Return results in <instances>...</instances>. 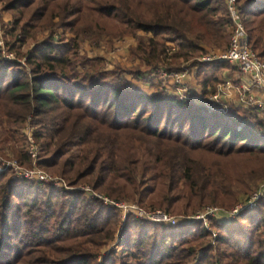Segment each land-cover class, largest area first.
I'll list each match as a JSON object with an SVG mask.
<instances>
[{
	"label": "trees",
	"instance_id": "1",
	"mask_svg": "<svg viewBox=\"0 0 264 264\" xmlns=\"http://www.w3.org/2000/svg\"><path fill=\"white\" fill-rule=\"evenodd\" d=\"M236 3L247 44L264 61V0ZM0 4L13 15L6 47L26 64L0 58V161L9 149L19 165L32 167L27 150L19 149L20 130L31 117L38 125L39 169L69 187L89 184L142 208L174 214L206 205L230 209L264 179L258 109H220L205 101L216 93L221 72L231 69L199 61L212 47L227 49L231 19L225 0ZM113 23L119 27L115 34L107 31ZM54 27L94 44L103 36L141 33L131 49L144 67L133 71L136 79L190 63L203 101L180 100L160 84L153 94L129 89L119 72L102 71L99 58L80 57L77 40L56 44ZM45 30L49 35L20 55ZM168 42L176 47L172 54ZM209 221L210 230L204 223L169 228L128 215L116 249L98 262L100 249L119 230L115 209L80 192L15 179L10 170L0 173V264H187L196 257L197 264H264V198L230 224Z\"/></svg>",
	"mask_w": 264,
	"mask_h": 264
},
{
	"label": "built area",
	"instance_id": "2",
	"mask_svg": "<svg viewBox=\"0 0 264 264\" xmlns=\"http://www.w3.org/2000/svg\"><path fill=\"white\" fill-rule=\"evenodd\" d=\"M227 10L231 19V30L228 47L226 50L219 53L207 54L205 57L199 59L202 63L212 61L224 62L237 70L238 82L233 84L230 80L225 79L219 85L215 94L208 97L207 102L213 107L226 109L228 103L237 104L243 108L254 107L258 112L264 115V99H257L251 96L252 91H259L264 93V61L259 59L256 53L247 44V35L244 25L241 21L240 9L237 6L236 0H225ZM2 16L0 12V58L17 62L22 66H26L25 58L18 59L16 54L9 51L5 44V33L2 26ZM168 54L176 51L173 43L168 42ZM188 76L186 69L181 71H168L163 67L158 68L155 72L151 73L149 77L156 78L163 91L167 94L177 97L180 100H193L196 103L202 102L203 97L201 94L197 96L192 95L185 80ZM31 130L28 125L25 128L26 135V150L31 158L32 167L24 168L19 165L15 160H1L0 173L10 170L15 179L21 181H29L32 183L49 185L58 189H65L66 191L74 190L68 187L67 183L58 177H53L46 174L44 171L37 167V159L39 150L37 144L32 139ZM76 190V189H75ZM84 192H91L90 189H82ZM93 197L102 201L108 207L116 208L122 216L124 221L128 215H133L141 221L151 224L163 225L165 227L173 228L180 225H189L193 223H204L208 228V222L211 218H215L220 213H229V219H233L242 211L247 209H254L258 202L264 198V184L258 191L250 195L242 205H238L231 212L215 207H206L198 211L195 215L185 217L171 216L162 211H146L136 204H126L122 202H113L105 197H100L93 194Z\"/></svg>",
	"mask_w": 264,
	"mask_h": 264
},
{
	"label": "rangeland",
	"instance_id": "3",
	"mask_svg": "<svg viewBox=\"0 0 264 264\" xmlns=\"http://www.w3.org/2000/svg\"><path fill=\"white\" fill-rule=\"evenodd\" d=\"M0 12H1V16H2V20H1L2 23L1 24L3 26L4 33L6 34V31L10 28V25L13 21V15L9 12H4L2 10L1 4H0ZM117 30H119V27L116 23H113L112 25L107 24V31L113 32V34H115ZM51 31H53V36H54L53 41L56 44L59 43L61 38L66 39L65 41H67V39L77 40V43L79 44V55H80V57L84 56V57H88V58H99L102 61V65H103L102 71L105 73H111L112 71L113 72H115V71L119 72V75H118L119 80L121 82H124V84L129 89L139 88V89L143 90L144 92H146L147 94H153L157 85L160 84L156 78L153 79V78L149 77V75H143V77H141V79H136L135 74H133V71H135L136 68H139V67H141V69L144 68L143 65H141V63L137 59H134L131 57V49L135 48L137 46V42H138L137 37L141 36L142 35L141 33L126 35V36H120V37L115 36L112 38L105 37L102 35L103 37L101 39H99L97 43L94 44V43H91L89 38L85 37L84 35L80 36L79 38H76V36L74 34L70 33L69 31L64 32L61 28H58V27H54L53 30H51ZM49 33H50L49 30H45L43 32H40L34 41H28L22 48H20V55L27 54L36 44L43 41L49 35ZM6 41L10 42L7 34L5 37V42ZM227 47H228V45H227ZM17 48H18V46H17ZM221 51H223V50L220 48L218 49L216 47H212V48L208 49L207 54H212V53L216 54V53H219ZM205 56H203V57H205ZM18 59H21V58H18ZM9 62H11V61H9ZM189 65H190V63H186L185 65L182 66V69L184 68L187 70V72L188 71L192 72V70H194L195 67H192L191 65L190 66ZM227 65H228V68L235 69L231 65H229V64H227ZM21 67L25 68V66H22V65H21ZM26 70H28V67ZM235 71L237 72L236 69H235ZM222 73L223 72H221V75H220L221 83L219 85H221L224 82V80L227 79V77H222ZM223 78H225V79H223ZM159 88L162 89L161 85H159ZM163 92L166 93L165 91H163ZM168 95H170V94H168ZM208 97L206 99H208ZM206 99H205V101H207ZM191 101H193V100H191ZM230 106H233V104L226 105L225 108L227 109ZM257 116H258V119L264 120V115L257 113ZM27 125H28L29 129L31 130V132H30L31 137L36 143L35 132L38 129V125L36 124L35 119H31V117H28V119L26 120V122L24 123V125L22 126V128L20 130V134L22 135L23 139L21 142V146H19V149L24 148L26 150L27 144L24 142H26L25 128ZM37 147H38V145H37ZM38 150H39V147H38ZM5 153L7 155V158L5 160H14L12 158L13 156L11 155V152L9 149H6ZM42 171H44V170H42ZM44 172L50 176L61 178L60 176L50 174L46 171H44ZM263 184H264V179L258 180L255 183H253V185H254L253 190L254 191L248 195H240L237 203L230 209H224V208H221L220 206H216V205H206V206H203V207L195 210L192 213L180 212V213H175V214L174 213H167L162 209L151 208L149 206L142 208L136 202L129 201V200L112 199L109 196L103 194L102 192L94 191L89 184H79L76 187H73L74 190L69 191V192L83 193V195L86 199H96L95 197H93V194H95V195L100 196V197L108 198L109 200H111L113 202H122V203H126V204H136L137 206H139L140 208H142L146 211H162V212H165V213H167L171 216H175V217H180V216L189 217V216L195 215L198 211H201L202 209H204L206 207H215V208H219V209H223L225 211L231 212L238 205H242L244 203V201L250 195H252L255 191H258ZM82 189H90L91 192H84V191H82ZM104 206H106V205H104ZM113 209H115L121 217V222H120L119 228H118L119 230L116 233L114 240L111 242H108V244L106 246H103L100 249L99 256H98V262H101V259L106 257L109 254V252L114 251L116 249L119 231L123 227V220H122L121 213L116 208H113ZM211 219L215 220L217 223H220V224H230L233 220V219L228 220L229 219V213H220L215 218H211ZM207 226H208L207 229L210 230V221L208 222ZM187 264H197V257L194 258V260L188 262Z\"/></svg>",
	"mask_w": 264,
	"mask_h": 264
},
{
	"label": "crops",
	"instance_id": "4",
	"mask_svg": "<svg viewBox=\"0 0 264 264\" xmlns=\"http://www.w3.org/2000/svg\"><path fill=\"white\" fill-rule=\"evenodd\" d=\"M192 72L188 71V76L185 80V84L187 85V88L192 95L197 96L198 94H201L202 96V87L198 84V81L195 77V69L192 70ZM238 76H239L238 73L233 68L225 69L222 73V77H227V79L230 80L233 84H237L239 79ZM207 89H209V87ZM251 96L257 99H264V93L259 91H252ZM231 104L233 103H228L227 105H231ZM233 106L236 108L247 109L240 107L237 104H233Z\"/></svg>",
	"mask_w": 264,
	"mask_h": 264
}]
</instances>
